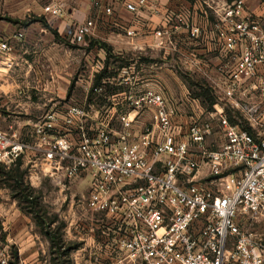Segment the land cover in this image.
I'll list each match as a JSON object with an SVG mask.
<instances>
[{"label": "built area", "instance_id": "2783aa9c", "mask_svg": "<svg viewBox=\"0 0 264 264\" xmlns=\"http://www.w3.org/2000/svg\"><path fill=\"white\" fill-rule=\"evenodd\" d=\"M113 3L106 15H113ZM146 4L125 7L137 13ZM200 6L204 23L190 25L187 8L170 9L155 35L162 40L184 24L195 43L208 45L219 89L212 109L193 99L197 113L186 120L159 91L143 88L138 65L131 64L99 84L93 80L84 105L46 111L33 123L30 141L14 121L0 128V165L10 170L21 163L30 187L47 180L64 193L78 180L88 182L87 196L69 201L75 218L69 229L89 231L87 243L70 242L73 264H264V242L245 227L264 218V13L251 12L244 0H199L196 11ZM44 12L60 17L62 7L47 5ZM95 24L79 25L73 43L86 45ZM11 52V44L0 42V63L8 68ZM195 67L209 65L196 56ZM103 71L98 67L93 79ZM223 103L246 128L230 122ZM0 108L7 112L1 127L14 118L7 104ZM146 112L148 125L140 120ZM215 124L224 141L213 150ZM77 214L92 216L93 227ZM11 259L5 244L0 264Z\"/></svg>", "mask_w": 264, "mask_h": 264}, {"label": "crops", "instance_id": "0c3cea01", "mask_svg": "<svg viewBox=\"0 0 264 264\" xmlns=\"http://www.w3.org/2000/svg\"><path fill=\"white\" fill-rule=\"evenodd\" d=\"M15 1L17 7L12 9L13 17L24 20L28 12L33 14L35 19L28 26L32 25L34 28L36 26V36L30 38L27 35L26 39L30 38L31 42L26 46L21 43L24 36L19 40L16 38L18 34H13V32L5 34L8 39L3 42L12 45V52L7 60V63L11 64L10 68L5 63H0V103L2 105L7 104L10 109L13 103H17V108L20 109L19 113L26 117L44 115L45 111L54 106L60 107L61 101L57 102V99L65 100L66 97L63 105H84L88 100V88L93 80L99 84L101 78L114 75L125 66L142 61L148 62L154 56H161L163 65L157 71L156 65L149 68L152 70L149 71L151 75H145L143 78V88L159 91L168 103L179 112H182L180 109L185 105H190L191 109L196 111L197 103L193 100L195 98L189 95L185 87L179 100L170 96L166 89L168 80L163 79V70L169 71L170 58L175 53L182 57L184 65L189 63L196 70V56L205 62L208 58L211 60L213 57L208 45L195 43L190 38L188 25H179L171 36L162 40L155 35V31L164 27V13L170 9L187 8L193 12L190 25L204 23L203 7L200 6L196 11L199 0H147L145 6H139L137 13L129 12L125 7V2L137 4L139 0H46L49 2L47 5L62 7L60 17L45 14V6L43 7L36 0L29 6L30 9H26L28 6H26L25 0ZM8 3L10 2L7 0L4 4ZM111 3H113V15L109 16L105 14V9ZM208 12L210 20L213 22L212 13ZM88 20H93L96 23L95 29L86 37V45L81 47L73 43L74 34L76 28ZM127 31H133L134 35L127 36ZM90 41L111 47L114 58L108 59L106 51L98 45L89 47ZM75 46L78 48L76 49ZM185 46H193L192 53L188 48L185 51L183 49ZM31 54L39 59L29 62L25 57L31 56ZM100 66H104L102 75L98 79H93L95 71ZM156 73L158 74L156 75ZM19 79H23V82L16 86L15 83ZM155 79L164 81V84L155 85L154 83H158ZM72 85H76L78 96L72 97L73 90L69 94ZM21 86L23 87L21 88ZM42 87H46V91H43ZM16 88L21 90L20 94H17ZM31 90L38 93L36 94L38 99L32 101ZM174 105H179V107ZM182 115L185 119L189 118L185 112H182ZM22 116H13V118L17 125L16 128L25 137L32 134L34 122L30 118ZM147 119L152 121V115L149 112L144 113L140 118L144 124ZM9 124L2 123L0 128L6 131L9 129ZM46 181H39L35 184L34 189H42ZM0 222L3 226L12 223V228L18 230L23 239V257L30 261L36 260L39 256L38 243L28 239L30 231L26 227V217L21 214L16 203L12 202L8 191L4 189H0Z\"/></svg>", "mask_w": 264, "mask_h": 264}, {"label": "rangeland", "instance_id": "374dc122", "mask_svg": "<svg viewBox=\"0 0 264 264\" xmlns=\"http://www.w3.org/2000/svg\"><path fill=\"white\" fill-rule=\"evenodd\" d=\"M25 1H26V6H28L26 9H30L29 6L32 5L34 0H25ZM232 1L234 0H227L225 2L231 3ZM244 1L251 12L259 13V14L264 13V3L261 0H244ZM6 2L7 0H0V42L6 41V39H8V37L5 36L7 32H13V34L21 33L24 36L21 43L28 46V44L31 42L30 38L36 36V30H35L36 26L35 28L32 25L31 27L28 26L32 21H34L35 16L30 12H28L24 17L25 19L21 20V21H26L28 25L14 24L9 20H13V21L19 20L13 17V12H12V9H16L17 3L15 0H8V2L10 3L4 4ZM36 2L42 4L43 7L49 3L46 0H36ZM6 27L8 30L6 29ZM27 35L30 37L29 39H26ZM75 48L77 49L78 47L75 46ZM186 48H188L189 52L192 53L193 46L192 47L185 46L183 49L186 51ZM25 58L28 59L29 62H33V60L39 59V57H36L33 54ZM181 58L182 57L180 55L175 53V55L170 58V64H169L170 68H168L169 71L166 72L165 70H163V79L168 80V86L166 87V89L169 91L170 96L172 98H175L176 100H179V97L184 92V87L187 89L191 97L193 96L195 97V95L199 93V89H201L202 87L211 88L215 96H217L219 93L218 92L219 89L216 87L215 84V82H217V76L212 68V65L215 61L214 57L211 58L213 62L210 61V58L207 59V63L209 67L206 69V71L203 70L199 71L197 69L195 70V68L191 67L189 63L187 65L185 63L184 65V63H182ZM142 62H141L142 64L137 63L139 76L141 78H144L145 75H151L149 74V71H152L149 70L151 66L156 65V71H157V69L160 68L161 65H163L161 56H157V57L154 56L150 59V61L148 60V62L145 61ZM157 74L158 73H156V75ZM156 81H158V83H154L155 85L164 84L163 83L164 81L163 82H161L160 80H156ZM22 82L23 79H19L16 81L15 85L17 86L19 84H22ZM22 87L23 86H21V88ZM18 89L19 88H16L15 90L17 91ZM41 89H43V91H46V87H42ZM11 90L13 89L11 88ZM72 90H73L72 97L79 95L77 93L76 85L73 87ZM20 91L21 90H18L17 94L18 93L20 94ZM36 94L38 93L35 90H31L32 101H34V99L36 98L38 99V97H36L37 96ZM65 100L57 99V102L61 101V105H63L62 103H64L63 101ZM103 105L104 103L100 104V106ZM223 105L228 113L229 118L233 119L238 124L244 123V120L242 119V117L240 116L239 112L236 109L232 108V106H230L229 103H223ZM105 106L107 108L112 107V103H108ZM201 106L204 109H208V106L204 105L203 103H201ZM176 107H179V105ZM192 109L190 105H185V107L181 108L180 110H182V112H185L187 116L190 117L195 113H197V111L194 112ZM10 111H11L10 113H12L13 116H18V117L22 116L19 113L20 109L17 108V103H13L11 105ZM182 112L176 111L177 115L179 116L182 115ZM0 114L2 115L7 114L6 109L0 108ZM39 116L40 114L37 117ZM22 117L30 118L32 122L37 121V117L33 115L31 117L30 116L26 117L23 115ZM13 121L14 119L13 120L11 119L7 124L9 123L12 124ZM151 122H152L151 119L145 120V123L147 125ZM214 132L215 134L209 139L208 145L211 149L216 150L223 143L224 135H223V131L219 128L217 124L214 125ZM23 138L27 141H30L32 139V136L31 134H29L28 136H25ZM25 181H26V176H25ZM12 183L13 182L8 181V179L2 176L0 173V189H4L8 191L9 195L11 196L12 202L16 203L21 214H23L26 217V227L30 231V234L27 237H29L28 239H31L32 241H36L38 243L39 256H37L36 260H31V261L26 260L23 257V253H22L23 239L20 236L18 230L12 228L11 226L12 223L3 226L2 223L0 222V249L5 244H9L11 246L12 259L10 261V264H53L51 242L49 237L46 235L45 231L42 228V225L43 223H45V221L51 223L52 230L57 231L60 234L62 233L64 242L67 245H71L70 242L76 244V242H78V239H82L84 244L87 243V240L89 238V231L84 230L81 227L78 231H75L74 229L71 230L69 229L71 228L73 220L75 219L73 218L72 211L69 210L70 196L74 195L77 198H81L82 196H87L88 194L87 181H85L84 183L81 180L76 181L71 185L70 191L64 193H60L59 191H57V189L54 188V186L51 184L50 181H46L42 186V189H35L38 191L37 196L40 197L39 199L40 201L38 202H40L42 206L41 208L44 212L42 214L36 213L37 208L33 204L27 203L25 200H22L21 197L16 196L15 189L11 187L14 186ZM76 219L80 221L79 223L87 226L88 228L93 227L94 223L92 222L93 219L92 216L84 218L81 214H77ZM245 227L250 233L254 234L258 239H261L264 242V218L259 220L251 219L247 221ZM74 238H77V240H74Z\"/></svg>", "mask_w": 264, "mask_h": 264}, {"label": "trees", "instance_id": "16d2710c", "mask_svg": "<svg viewBox=\"0 0 264 264\" xmlns=\"http://www.w3.org/2000/svg\"><path fill=\"white\" fill-rule=\"evenodd\" d=\"M261 1L264 3V0ZM9 21L14 24L28 25L26 21H21V20H15V21L9 20ZM54 34L56 37H58L57 33L54 32ZM94 45H98L101 48H103L108 55V59L114 58V56L112 55V48L109 47L108 45L103 43H96L94 41L89 42V47H93ZM73 86L74 85L70 87L69 94L71 93ZM193 98L199 99L201 103L207 105L208 110L212 109L217 102V98L213 90L208 87H202L201 89H199V93L196 94L195 97L193 96ZM230 122L232 124H238L236 121H234L231 118H230ZM240 125L246 128L244 123ZM0 173L2 176L7 178L8 181L13 182L12 184L14 186L11 185L9 186L15 189L17 197H21V199L25 200L27 203L33 204L37 208L36 213L39 214L44 213L41 208L42 206L40 202H38L40 201L39 200L40 197L37 196L38 191L30 187L25 181L26 172L25 170L22 169L21 163H18L17 166H15L10 170H7L2 165H0ZM51 226L52 225L50 222L45 221V223H43L42 225V228L45 231L46 235L49 237L51 242L53 264H73L70 258V253L74 249V247L71 245H67L64 242L62 233L60 234L57 231L52 230Z\"/></svg>", "mask_w": 264, "mask_h": 264}]
</instances>
